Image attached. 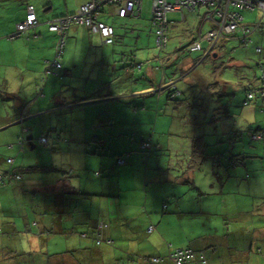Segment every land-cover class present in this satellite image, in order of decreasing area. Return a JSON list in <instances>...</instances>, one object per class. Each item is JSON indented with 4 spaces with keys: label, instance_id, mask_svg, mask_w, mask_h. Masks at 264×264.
I'll use <instances>...</instances> for the list:
<instances>
[{
    "label": "crops",
    "instance_id": "crops-1",
    "mask_svg": "<svg viewBox=\"0 0 264 264\" xmlns=\"http://www.w3.org/2000/svg\"><path fill=\"white\" fill-rule=\"evenodd\" d=\"M15 1V24L24 20L27 6H32L38 25L20 37L25 39L3 45L14 50L16 72L14 81L6 75L0 82V174L6 182L0 186V264H149L143 257L164 256L176 248L202 252L207 264H264V210L260 214L253 211L256 204H264V194L252 208L241 204L240 196L248 191L237 181L238 171L220 186L210 167L191 170L174 152L166 160L152 155L146 163L140 154L131 153L124 166L115 163L113 153L120 147L119 141L126 144L129 139L113 134L133 126L141 139L153 120L154 130L159 131L165 119L171 118L156 111L164 101L163 89L157 90L166 85L162 86L161 57L157 58L154 45H141L148 50L136 49L132 54L121 52L118 47L125 38L110 24L118 21L124 32L129 24L132 31L142 28L129 19L142 17L149 11L150 1L142 2L138 18L121 19L113 6L101 12L99 21L114 29L112 45L102 44L98 35L83 26H71L66 32L62 69L43 84V97L37 91L45 79L44 63L53 58L58 40L47 23L74 13L90 0H39L37 6L32 0ZM168 20L172 25L174 21ZM14 28L5 27L4 33L10 34ZM149 29L153 34L150 18ZM216 45L212 58L223 60L227 51L237 67L241 62L237 61V41L223 40ZM167 54L169 58L172 53ZM239 54L247 56L244 50ZM179 61L174 63L178 66ZM139 62L143 65L136 69ZM167 63L162 62L165 71L170 67ZM177 66L172 65L171 70ZM189 66L185 62L183 69ZM210 67L211 71L213 65ZM211 74L205 84L216 77ZM218 82L225 90L226 82ZM146 91H152V99L144 97ZM135 106L146 109L134 113ZM100 117L106 120L99 124ZM105 122L107 128L99 126ZM43 134L48 136L47 146L37 142ZM19 137L25 140L22 148L9 149ZM97 138L110 141L101 146L95 142ZM39 148L49 157L45 164L36 163ZM55 156L66 159L55 163ZM7 158L13 160L9 167ZM65 163L70 166L63 167ZM83 168L89 171L82 173ZM66 171L72 178L63 176ZM94 171H101L98 181L92 185L81 181V176ZM15 175L22 177L15 180ZM87 200L92 204L82 215L79 208ZM97 221L109 224L107 235L113 246L96 247L90 236H80L90 234Z\"/></svg>",
    "mask_w": 264,
    "mask_h": 264
},
{
    "label": "rangeland",
    "instance_id": "rangeland-1",
    "mask_svg": "<svg viewBox=\"0 0 264 264\" xmlns=\"http://www.w3.org/2000/svg\"><path fill=\"white\" fill-rule=\"evenodd\" d=\"M39 2V0H32V3L36 6L39 4ZM17 6L18 2L15 0H0V82L3 81L6 75H10V80L14 81L15 78L12 76L16 72V63L13 61L11 55L14 50H12L9 46H3L4 43H14L20 39H25L19 38L9 40L6 38L8 34L4 33L5 27H10L13 25L15 26L18 13ZM199 10L200 13L196 14ZM40 11H43L41 5ZM204 12H206L204 8H197L194 12H190L185 9V11L169 15L168 18L174 22L168 27L167 30L168 49L161 54H166V52L175 53L182 44L185 45L190 40L193 41L198 34L199 28L202 34H205L207 31H209L211 28L210 22H203L200 26L201 16ZM245 12L246 11L241 12L244 15L243 19H245V21L243 20L244 24L251 29L256 27L254 25L256 21L254 20L260 18L259 14L254 12L255 14L247 16L248 12ZM147 14L150 18V9L149 11H144L142 17L138 19H129L130 23L137 21L138 23L142 24V28L134 29L135 31H132L133 25L131 24L128 25V31L124 32L122 29H120L118 21L110 22V24L115 26V29L120 32L119 36L125 38V43L123 45L120 43V46L118 47L119 51L129 52L135 51L136 49H139L137 51H140L141 48L143 50H148V46L153 47L154 45V48L152 49L156 54H158L157 50L155 49L154 36L149 29V18ZM253 17L255 19L252 20V23L254 22L252 24L248 22V20L252 19ZM250 40L251 41L248 45L249 49H246L242 46L241 48L238 46L239 44L237 42V61H241L237 62V67L235 66V59H229V54L227 51L222 54L223 66L220 68V73L215 79L212 80L210 91L203 94L204 103L200 107V110L198 111L199 114L197 116H195L196 112H194V115L192 113L193 111L191 112L190 107L187 106V104L190 103L188 100L190 99L191 95L180 97L179 100L185 98L186 101L185 103L178 102L176 108L174 109H172V105L175 103L173 104L171 101L166 102L170 105L167 109L164 108V110L166 114H168L167 116L171 115V118H166L165 123L158 128V132L162 130V135H158L155 138V141L162 143L164 150L176 153V159L180 160V162H184V165H189L186 163V160L191 158L189 155L191 145L190 142L195 136L205 135V142L207 145H209L207 149V154L209 155L214 154L216 151L224 152L229 150L231 154H240L246 156L247 159L245 160L244 165L240 166V176H238L239 178L237 177V181L240 180L242 182V186L246 187V190L248 191V193L245 194V197L240 196L242 199L240 200L241 204H246L248 207L252 208L253 202L260 199V194H264V149L262 148L261 144L253 142L250 143L249 135L257 128L264 129V102L256 99L253 104L250 103L249 105L244 106L243 100L248 82L251 81L252 86L259 84L258 71L253 63L255 59L257 61L259 57L258 53L255 51L257 46L261 47L263 51L262 56H264V27L259 30L255 29L250 35ZM141 45L147 47H141ZM242 49L247 56L243 57L239 54V52H243ZM254 51L257 53V55L254 53ZM205 65H207V63ZM203 67L204 64L201 66L198 65L197 71H202ZM205 75L206 74L203 73L201 74V77ZM219 79L226 82L225 91L222 90V85L218 82ZM35 95L36 93L32 94V97ZM215 113H219V116L221 117L217 123L210 121L211 117H213ZM160 119H162V117H160ZM209 121L210 123H208ZM216 132L218 134L212 136ZM234 133L238 136L235 141L233 140ZM0 135H2V133ZM9 135L10 134H8V136ZM119 142L120 147L115 148L114 154H122V152L132 151L131 146L127 148V143L124 144L122 140ZM42 149L43 148H39L35 153L36 158L39 159L36 162L38 164H45L46 161H44V159L49 158H45L42 155V152L40 151ZM65 159L66 157L63 158L60 156H55L54 162L59 163ZM166 159H170V156L163 158V160ZM216 160H220V163L224 162L223 159ZM214 163L215 161L213 162V158L209 156L202 163L201 167L206 169V167L211 168L213 166L216 168L215 171L218 173L220 169L217 167L218 164ZM68 166H70L68 163L63 165L65 168H68ZM220 166L222 165L220 164ZM87 171L89 170L83 168L82 173H86ZM80 179L83 183L92 185L98 181L99 178H95L91 172L88 176H81ZM73 180L77 179L73 178ZM90 203V200L82 202L79 208L82 215H85V212L90 209ZM255 207H257L258 211L264 210V205L262 206L256 204L253 207V210ZM18 209H21V206H19ZM19 214L22 215L23 210H21ZM243 220H247L246 216H243ZM22 241L24 242L25 240L22 239Z\"/></svg>",
    "mask_w": 264,
    "mask_h": 264
},
{
    "label": "trees",
    "instance_id": "trees-1",
    "mask_svg": "<svg viewBox=\"0 0 264 264\" xmlns=\"http://www.w3.org/2000/svg\"><path fill=\"white\" fill-rule=\"evenodd\" d=\"M246 12H248V11H246ZM249 13L252 14L254 12H249ZM140 14H141V11H140ZM140 14H139V17H140ZM205 14H206V12L201 16L200 26L202 25L203 22H207L205 20ZM241 15L243 16L242 13H241ZM259 16H260V14H259ZM125 18H134V17H125ZM121 19H124V18H121ZM150 19H151L153 30H154L153 35H154V40H155V49L157 50V53H158L156 55H157V58L161 57V62L158 59V62H160L158 67L161 69V72H162V75H161L162 76V78H161L162 79V86L166 85V86H163V88H160L159 90H157V92L159 93L160 90L163 89L162 92L164 93L163 94V100L164 101H162L163 103L161 106H156V111H160L162 113L164 108L167 109L168 106L170 105L169 103H166L168 101L173 102V104L175 103L174 105H172V109H174V108H176L178 102L185 103L186 99L184 98L182 100H179L180 97H183V96L185 97L187 95H191L190 99L188 100V102L190 101V103H188L187 106L190 107L191 112L193 111L192 112L193 114H194V112H196V115L195 114L194 115L197 116L199 114L198 111L200 110V107L204 103V98H203L204 95L203 94L208 93L210 91V86L212 85V83L211 84H209L208 82L206 84L204 83L205 81H208L209 76L207 74L208 73L211 74L212 72H215V74H211L210 77L212 75L217 76L220 73V68L223 66V62H222V60L218 61L217 59L212 58L213 53L216 51V48H217L216 44L214 46H209L207 43L201 41L200 42V49L198 51H192V52L189 50V47L191 46V44L193 42L199 41L205 34H207L209 31H211L212 26H211L210 30L207 31L205 34H202L200 32V28H199L198 34L193 41L187 42L185 45L182 44L180 46V48H178V50L175 53H172L170 55V57L167 58L169 56L167 54V52H166V54H163V55L161 53L164 52L165 50L167 51V47H168L167 30L169 27V20L167 23V28L164 32L165 46L163 48H158L157 44H156V38H157L156 37V27L154 26V22H153L151 16H150ZM260 19H261V17L256 20V22L254 23L255 26ZM16 25L17 24H15V26ZM242 25L245 28H248V26L245 25L244 22L242 23ZM110 27H112V26H110ZM263 27H264V22L263 23L260 22L257 30L262 29ZM88 30L91 32L90 29H88ZM112 30H113V35L110 37L111 42L109 44H104V45H112L114 43V29L112 28ZM14 32H15V28L10 34H8L6 36V38L9 39V36L11 34H13ZM253 32H254V30L252 31V33ZM92 34H94V33H92ZM19 38H15V39H19ZM65 38H66V34L64 37V42H65ZM229 39H234L238 42L240 47L242 46L246 49H249V46H245L241 42V36H239V34L233 33L231 35H227L226 37L221 39V41L229 40ZM9 40H11V39H9ZM12 40H14V39H12ZM221 41H219V42H221ZM204 45H205V47H204ZM55 49H56V44H55ZM63 52H64V50H63ZM129 52H131V51H129ZM132 52H131V54H132ZM254 53L257 55V53L255 51H254ZM62 55H63V53L59 57H57L56 52H54L53 58L51 60L45 61V63H44L45 64V68H44L45 79L42 80V85H40V90L37 91V94H38L37 96L43 97V87H44L43 84H45L47 77L56 75V73L62 69V65H61ZM258 55H259L258 60L257 61L255 60L253 64L255 65V68L258 71V82H259V84L252 86V82L251 81L248 82L250 84H248V86L245 89L244 100H243L244 106H247L250 103L253 104L256 101V99L264 102V96L261 97L259 95H256L254 98L247 99V94H249L251 92H255L258 89L263 88V86H262L263 81L260 79L261 78L260 77L261 67L264 66V56H262L263 51H262L261 47H260V53ZM177 58L180 59L178 66L176 63H174L177 60ZM231 60H232V58H231ZM162 62H164V63L168 62L169 63V65H167V66H170V67H168V69L166 71L162 66ZM185 62H190V66L183 69V64ZM52 63L59 64L60 68L57 69L55 67H52L51 66ZM206 63H207V65H205ZM170 64H172L173 67L177 66L175 68V70H171L172 65H170ZM203 64H204L203 70L200 72L197 71V66L198 65L201 66ZM142 65H143V63L139 62L136 64L135 68L141 69ZM211 65H213V68L218 70V72H216L213 68L210 71ZM203 73H205L206 75L201 77V74H203ZM215 78L216 77H214V79ZM224 87H226V83H225ZM223 91H225V90H223ZM142 95L143 94H141V96H139V97H142ZM153 95L154 94L152 93V91H146V93H144V97L146 99H152ZM165 96H166V99H165ZM155 102L156 101H154V100L151 101V103H155ZM134 103H136V101H134L133 104ZM145 109L146 108H138L136 106L132 108L134 113H136L138 110L144 111ZM163 113L166 114L165 110ZM169 116H171V115H169ZM160 117H162V116H160ZM220 119H221V117L219 116V113H215L213 115V117H211L210 121L213 123H217ZM103 120H106L105 117L98 118L99 124ZM210 121L208 123H210ZM107 122H105L103 125H99V126H101L102 128H107V126L105 125ZM153 122H154V120L152 121L151 125H146L147 127H149V126H151V127L147 131V133L144 135V137H142L141 139L140 138L137 139V136H136L137 134H136V132H134L133 126L132 127L131 126L125 127L124 131H120L122 133H119V134L117 133V135L113 134L114 137L123 136V138L129 139V142L127 143V145H128L127 148H129L130 146L132 148L131 152H122V154H114L113 153V158L115 159V163L117 166H119V167L124 166L126 164V162L128 161V158H129L131 153L140 154L142 156L144 163H146L148 161V159L150 158V156H152V155H157V157L160 156V157H164V158L166 156H169V153H171V152L164 150L161 147L159 148V146H158L159 144L157 143L158 141L154 140L158 135L159 136L162 135V133L158 132L157 130H154ZM148 123H149V121H148ZM23 128L25 129V127H23ZM217 134L218 133L216 132L212 136H215ZM221 135H225V134H221ZM41 137L46 138V141H47L46 146H47V144H48L47 137L48 136L46 134H43V136H39L36 139L38 140ZM237 137H238L237 134L234 133L233 140L235 141V139ZM204 138H205V135L195 136L191 139V142H190L191 143V145H190V157L191 158L187 159L186 163L189 164L188 167L191 170H197L198 168L200 169L202 163L207 159V157L211 156L213 158V162L215 161L214 164L217 163L218 164L217 167L220 169L217 173L215 171L216 168L213 166L211 167V169L213 171L212 173H213L214 177H216L215 178L216 182L221 186L226 180L234 177V174L236 171H238V173L240 172V170H241L240 166L244 165L247 157L240 155V154H238V155L237 154H231L229 150L224 151V152L216 151L214 154L209 155V154H207V151H208L207 149H208L209 145L206 144ZM249 140H250V143L253 142V143L261 144L262 148L264 149V129H260V128L255 129L249 135ZM109 141L110 140H105V138H97L95 140V142L101 146H103V144L105 142H109ZM146 145H147V147H145ZM15 146H17L18 148H22V146H20L18 144V140L16 141V143L14 145H11V144L8 145V148L12 149ZM40 146H42V145H40ZM156 149H158V152H156ZM96 150H97V148H96ZM101 150H105V149L101 148ZM108 150H109V148H108ZM159 152H161V153H159ZM216 159H223L224 162L220 163V160H216ZM8 160H12V159L7 158L5 160L6 165L9 167L13 163V160H12V163H7ZM220 164L222 166H220ZM34 171H36V170H34ZM62 174H63V176H67L69 178H72L70 171H66L64 173L62 172ZM93 175L95 178L96 177L100 178L101 177L100 176L101 171H94ZM238 176H240V174ZM13 177L15 180H20L22 176L15 175ZM1 178L2 179L0 182V186H3L6 184V182L4 181L2 174H1ZM73 178H74V176H73ZM238 178H237V180H238ZM262 202H264V198L262 199ZM261 205L263 206L264 204H261ZM253 211H254V213L256 212L257 214L262 213V211H258L257 207H255V209ZM109 227L110 226L108 223L103 222V221H97L96 224L91 228L90 234L83 232L80 234V236L83 238L90 236L96 247H100L103 244L106 246H113V240L107 235ZM152 229H153V227H150L147 229V231L149 232ZM179 249L183 250V251L189 250L192 252V254L194 256V258L192 260L185 261V262H182L180 264H189V263L207 264L206 256L202 252L193 251L190 248L169 249L168 253L164 256L150 255L149 257H146V258L143 257V259L149 264H163L165 262L169 263V264H175L173 261H171L172 260L171 256L173 255V252L175 250H179ZM260 252H261V250L259 249L257 251V253L260 254ZM200 259H202V260H200Z\"/></svg>",
    "mask_w": 264,
    "mask_h": 264
},
{
    "label": "built area",
    "instance_id": "built-area-1",
    "mask_svg": "<svg viewBox=\"0 0 264 264\" xmlns=\"http://www.w3.org/2000/svg\"><path fill=\"white\" fill-rule=\"evenodd\" d=\"M144 0H90L88 3L80 6L76 12L55 18L47 23L48 30L58 36L56 43V55L59 57L64 50V37L71 26H84L97 34L103 44H109L110 37L113 35L112 27L99 21V15L108 6H113L116 15L120 18L139 17L142 2ZM150 15L156 27V44L158 48L165 46L164 32L167 28L168 15L181 12L182 10L194 11L197 8L206 9L205 20L210 22L211 31L205 34L199 41H195L189 47V50L198 51L200 42H205L209 46H214L221 39L233 33L241 36V42L248 46L250 35L253 30L257 29L260 22H264V0H149ZM242 11L258 12L261 19L257 22L256 27L251 29L242 25ZM38 21L32 6H27L26 16L23 21L15 26V32L9 36V39L21 37L26 32L36 28ZM255 51L259 54L260 47ZM52 67L60 68L59 64L52 63ZM261 80L263 88L247 94V99L254 98L256 95L264 96V66L261 67ZM28 132V128L24 129ZM24 138L18 139V144H24ZM39 145L47 143L46 138L41 137L37 140ZM147 147V145L145 146ZM7 163H12L8 160ZM0 174V182H1ZM194 258L191 251L175 250L171 256V261L180 264ZM202 260V259H200Z\"/></svg>",
    "mask_w": 264,
    "mask_h": 264
}]
</instances>
